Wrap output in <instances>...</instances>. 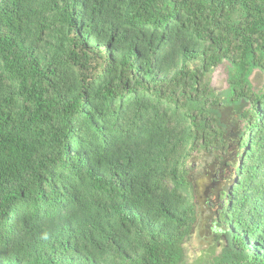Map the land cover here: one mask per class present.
I'll return each instance as SVG.
<instances>
[{"label":"trees","instance_id":"obj_1","mask_svg":"<svg viewBox=\"0 0 264 264\" xmlns=\"http://www.w3.org/2000/svg\"><path fill=\"white\" fill-rule=\"evenodd\" d=\"M258 77L264 0H0V264H185L201 166L199 264H264Z\"/></svg>","mask_w":264,"mask_h":264},{"label":"rangeland","instance_id":"obj_2","mask_svg":"<svg viewBox=\"0 0 264 264\" xmlns=\"http://www.w3.org/2000/svg\"><path fill=\"white\" fill-rule=\"evenodd\" d=\"M225 67L220 66L218 67L213 76H212V86L215 88H219L221 90L226 88L225 83ZM253 87L259 88L262 84H264V80L262 77H258L257 79H252ZM212 167L208 166H201L198 168V170H192L191 174L195 175L194 178H192V182H197V180L202 179L206 176V174L213 175L215 178H219L220 181L223 182L222 187L224 186V179L223 177H218L213 174L214 170L210 169ZM216 181V180H215ZM218 181V180H217ZM196 197L195 191L192 193V201L194 203ZM212 202H214V205L209 203L207 206L211 209L213 212L216 210V206L218 202L215 201L214 197L210 198ZM216 202V204H215ZM196 212L198 213V208H195ZM200 218L198 216L197 223L195 225L194 231L190 238L185 240L183 243V253L185 255V264H199L203 262V260L207 259L209 255H216L218 253V246L217 242H215V239H210L209 237L214 234L215 231H217V225L214 219V216L212 215L211 219L203 222V226H201ZM199 234H201L199 237ZM217 247V248H216ZM215 248L214 251H212ZM217 249V250H216Z\"/></svg>","mask_w":264,"mask_h":264},{"label":"water","instance_id":"obj_3","mask_svg":"<svg viewBox=\"0 0 264 264\" xmlns=\"http://www.w3.org/2000/svg\"><path fill=\"white\" fill-rule=\"evenodd\" d=\"M212 170V168H210ZM223 182L220 180H214L213 175L206 174V176L202 179L197 180V182H193L194 191L196 193L195 197V207L198 208L197 219L198 216L200 218V223L206 222L211 219L212 215L214 219L216 218V211H211L210 208L207 207L209 203L214 205V202L210 199L214 197L215 201L218 202V194L221 190H223L224 186L222 187ZM215 202V204H216ZM201 234H199V237Z\"/></svg>","mask_w":264,"mask_h":264},{"label":"flooded vegetation","instance_id":"obj_4","mask_svg":"<svg viewBox=\"0 0 264 264\" xmlns=\"http://www.w3.org/2000/svg\"><path fill=\"white\" fill-rule=\"evenodd\" d=\"M214 180H220V179L215 177ZM208 205H209V204H208ZM208 205H207V206H208ZM201 226H203L202 223H201L200 227H201Z\"/></svg>","mask_w":264,"mask_h":264}]
</instances>
